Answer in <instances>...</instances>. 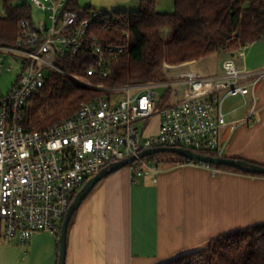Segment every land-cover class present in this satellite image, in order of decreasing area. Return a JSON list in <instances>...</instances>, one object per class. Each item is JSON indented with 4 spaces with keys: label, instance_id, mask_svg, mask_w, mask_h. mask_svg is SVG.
Returning a JSON list of instances; mask_svg holds the SVG:
<instances>
[{
    "label": "built area",
    "instance_id": "2783aa9c",
    "mask_svg": "<svg viewBox=\"0 0 264 264\" xmlns=\"http://www.w3.org/2000/svg\"><path fill=\"white\" fill-rule=\"evenodd\" d=\"M46 18L32 16L20 25L14 46H0V77L21 66V73L6 95L0 92V240L27 246L36 234L59 235L66 213L77 192L94 176L131 157L132 180L157 177L163 161L139 158L145 150L182 148L216 151L220 131L226 125L223 104L228 97H246L264 81V69L240 70L235 57L245 60L250 45L225 59L221 73L181 79L184 98L158 109L153 89L175 83L131 85L112 89L92 87L70 75L59 59L79 62L88 77L106 78L112 63L127 46L107 44L93 29L112 14L93 10L86 17L71 9V0H30ZM61 74L88 88L109 95L83 103L72 116L43 131L27 127L32 100L55 75ZM159 114L158 133L144 136L138 123ZM193 166L220 170L210 165ZM183 165V164H182Z\"/></svg>",
    "mask_w": 264,
    "mask_h": 264
},
{
    "label": "crops",
    "instance_id": "0c3cea01",
    "mask_svg": "<svg viewBox=\"0 0 264 264\" xmlns=\"http://www.w3.org/2000/svg\"><path fill=\"white\" fill-rule=\"evenodd\" d=\"M228 57L215 53L189 62L195 67L188 73L168 75L179 92L167 107L184 98L187 87L181 79L220 74ZM236 61L240 70L264 69ZM223 111L226 125L220 131L218 156L264 166V81L245 98H226ZM142 122V132L150 138L158 133L161 117L157 113ZM157 178L133 182L127 169L101 181L70 225L66 264H165L206 248L222 234L264 224V177L163 163ZM59 235L36 234L28 244L29 264H58Z\"/></svg>",
    "mask_w": 264,
    "mask_h": 264
},
{
    "label": "trees",
    "instance_id": "16d2710c",
    "mask_svg": "<svg viewBox=\"0 0 264 264\" xmlns=\"http://www.w3.org/2000/svg\"><path fill=\"white\" fill-rule=\"evenodd\" d=\"M173 1L175 11L169 14L157 11V0H142L140 8L132 12L104 11L106 15L112 14L115 19L111 21L107 17L103 23H95L94 32L107 44L127 46L126 52L112 63L108 77H88V65L84 67L69 59H59V65L70 75L94 87L112 89L129 85L162 84L167 82L161 77L164 64L178 66L215 53L235 56L244 46L253 45L264 38V0ZM32 9L25 1L4 0L5 13L0 12V46L16 45L20 37V25L32 18ZM71 9L83 17L94 10L90 7L82 9L79 0H71ZM167 32L170 33L169 39L165 38ZM184 66L193 69L195 64L169 67L168 75H183L179 70ZM107 95L108 92L85 87L61 74H55L40 95L32 100L27 127L31 131H43L63 118L74 115L83 103ZM162 108L158 103V109ZM197 153L218 157L216 151ZM147 159L170 164L190 162L168 152ZM211 167L220 171L264 177L229 166ZM165 264H264V224L222 234L212 239L206 248L184 254Z\"/></svg>",
    "mask_w": 264,
    "mask_h": 264
},
{
    "label": "rangeland",
    "instance_id": "374dc122",
    "mask_svg": "<svg viewBox=\"0 0 264 264\" xmlns=\"http://www.w3.org/2000/svg\"><path fill=\"white\" fill-rule=\"evenodd\" d=\"M27 2L30 6V0H21ZM128 1L127 5H122V2ZM142 0H79L80 7L82 9H86L88 7L97 10V11H106L111 13L115 10L125 9L127 11H135L140 8ZM129 5V6H128ZM133 6V7H130ZM33 9V18L35 20H41L46 18L45 13L32 7ZM157 11L160 13H173L175 11V5L173 0H157ZM0 12L2 14L5 13L4 10V0H0ZM166 39L170 38V33H166ZM237 60L238 57H235ZM244 63L253 68L252 66L255 64L256 67L264 66V39L260 40L253 45H250L249 49L246 52V60H243ZM189 63V62H188ZM186 64V63H185ZM14 70L6 75L0 77V92L4 95L8 94L12 88V84L16 81L17 77L21 73V66L18 64H12ZM183 65V64H182ZM172 66L168 64H164L161 68V77L166 80V83L173 82V79L168 78L167 68L169 67H179ZM190 68L188 66H184L180 68L179 73L185 74L190 72ZM156 84V83H155ZM163 84V83H162ZM148 85V84H145ZM90 86L94 87L90 84ZM131 86V85H129ZM124 87V86H123ZM118 88V87H117ZM179 92V87L176 86H158L153 89V93H155L156 100L161 104L162 107H167L169 103H171L175 97L176 93ZM138 127L141 131H143L145 127V123H138ZM128 167H125L122 170H127ZM56 245H59V239L56 240ZM29 245L25 247H21L17 244H11L4 242L2 239L0 240V264H29Z\"/></svg>",
    "mask_w": 264,
    "mask_h": 264
},
{
    "label": "water",
    "instance_id": "95a60500",
    "mask_svg": "<svg viewBox=\"0 0 264 264\" xmlns=\"http://www.w3.org/2000/svg\"><path fill=\"white\" fill-rule=\"evenodd\" d=\"M174 153L179 155L190 162H196L201 164H206L210 166H229L235 168L239 171L245 172L247 174L253 175H264V166L258 165L254 163H250L243 160L233 159V158H225V157H212L202 155L200 153L194 152L188 149L182 148H157V149H149L141 152L139 154V158L143 159L149 156H154L159 153ZM137 157H131L124 161L118 162L116 164L111 165L109 168L104 169L101 173L97 174L93 178H91L84 187L77 193L72 204L70 205L66 216L64 218L60 235H59V263L58 264H66L67 260V239H68V228L70 222L72 220L75 212L81 207L82 203L89 197V195L93 192L96 186L103 181L105 178L109 177L113 173L128 167L130 164L135 162Z\"/></svg>",
    "mask_w": 264,
    "mask_h": 264
}]
</instances>
